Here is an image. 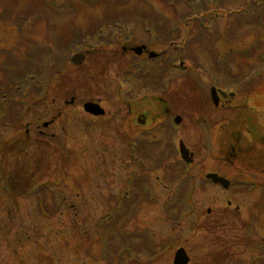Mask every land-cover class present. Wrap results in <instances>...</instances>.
<instances>
[{"label": "rangeland", "instance_id": "1", "mask_svg": "<svg viewBox=\"0 0 264 264\" xmlns=\"http://www.w3.org/2000/svg\"><path fill=\"white\" fill-rule=\"evenodd\" d=\"M34 1L0 0V89L2 81L15 85L21 79L20 107L12 105L11 110L23 109L20 120L3 127L8 140L4 176L10 191L8 201L0 196V264H173L179 247L189 255L188 264H264V165L247 171L237 161L225 160L219 143L224 127L245 106L256 111L264 134V0L257 17L245 12L247 0H209L207 10L201 2L195 9V4H188L187 17L203 19L207 27L201 41L192 37L197 33L190 30L195 20L180 18L184 0L176 5L177 11L165 0H91L63 12L52 8L66 0H47L44 11L37 8L40 2L29 8ZM162 24L174 26L177 34L162 43L153 38L149 42L145 31L161 37ZM77 33L84 35V45L68 46ZM141 43H148L158 58L130 50ZM77 52L85 56L75 65L70 57ZM12 69L21 75L13 79ZM24 71L29 73L23 75ZM211 86L235 94L214 105ZM1 93L0 113L8 107L2 108ZM155 97L166 100L169 117H182L170 141L177 151L182 139L193 152L194 162L187 170L192 175L191 208L171 220L166 204L172 202L177 182H164V167L151 165L152 170L145 171L149 198L142 197L122 230L132 235V248L149 234L150 250L162 253L151 259L125 253L124 261L118 262L106 254V239L118 242L116 228L123 223L111 222L116 230L99 225L128 194L130 179L144 172L128 153L129 141L145 131L158 137L156 131L167 123L164 117L131 131L128 103L137 101L130 106L133 110L155 109ZM85 101L99 102L104 116L91 118L82 109ZM50 120L52 125H41ZM36 121L44 134L52 133L67 145L36 141ZM246 128H240L238 141L248 150L251 136ZM161 137L166 142L169 133L164 130ZM251 144L255 156L264 151V145ZM161 148L148 144L143 149L146 161ZM179 159L177 153L167 163ZM18 167L28 168L32 186L26 190L21 187L26 179L17 177ZM208 172H218L232 184L228 189L209 182L201 185ZM34 188H40L38 195H33ZM50 188L62 195L57 208ZM71 200L75 206L69 208ZM251 213L257 216L253 223Z\"/></svg>", "mask_w": 264, "mask_h": 264}, {"label": "trees", "instance_id": "2", "mask_svg": "<svg viewBox=\"0 0 264 264\" xmlns=\"http://www.w3.org/2000/svg\"><path fill=\"white\" fill-rule=\"evenodd\" d=\"M34 1V0H33ZM85 1V3L90 2L91 0H71V1H67L66 3H64L63 6H57L54 8L53 6V10H55V12H63L66 11L68 8H70L71 6H73L74 4L80 3V2ZM166 2L169 1V3L172 4V6H175V11H177L176 5L180 2V0H165ZM207 1L209 2V0H184V6L181 7V12L183 13V15L181 14L180 18H183L184 20L189 21H194L195 23L193 25V27L190 29L193 33H194V28L197 30L196 35L193 34V38L195 40L199 39V41L203 40V38L205 37L206 34V30L207 27L202 23V20H198L197 17L194 18H189L187 16H189L188 14L191 12L190 8L191 5L187 7L188 4H195L192 6L193 9L197 8L198 4L201 2V7L203 8ZM225 0H219V2H224ZM261 1V2H260ZM41 3L39 6H37V8L42 9V11H44V6L46 5L45 3L47 2V0H35L34 2H32V5L29 6V8L33 7V4H38ZM263 0H247L248 6L245 7V12L246 10L248 12L253 11L255 14V17H257V13H259V9L260 6L262 4ZM48 7V5H47ZM37 8H35L37 10ZM28 11V8H26ZM24 9V10H26ZM39 9V10H40ZM46 9V7H45ZM61 9V10H59ZM187 9V11H186ZM208 8L203 10H207ZM7 11V10H6ZM16 12V11H15ZM20 12V11H17ZM78 12V11H76ZM9 13V12H8ZM11 13V12H10ZM18 17H20V15H22V17L20 18H24V15L21 13H17ZM33 14V13H32ZM39 14V13H38ZM252 15V14H251ZM250 15V16H251ZM19 18V19H20ZM20 20H24V19H20ZM163 26H160L161 28V32L158 34L159 36H150V33L148 31H145V35L149 36L148 37V41L150 42L153 39H155L154 41H158L160 43H162V41H168L173 39V35L177 34L174 29V26L172 28L168 27V24L166 26V24H162ZM152 26V25H151ZM153 27V26H152ZM156 28V26H154ZM164 27V29H163ZM159 28V27H158ZM156 28V29H158ZM94 30V29H93ZM78 32V31H76ZM89 36V33L86 34ZM100 38L102 37L101 35H99ZM201 38V39H200ZM232 38V36H231ZM69 42L67 43L68 46H70L71 43H77L80 44L81 46L84 45V35L77 33L75 35L72 36L71 40H68ZM153 41V42H154ZM248 53V52H246ZM245 53V54H246ZM146 66L143 65L142 68H145ZM139 68L141 69V67L139 66ZM16 69H12L10 70V75L12 77H18V75H21L20 70H18V73L15 72ZM143 71V70H142ZM25 73H29L28 71H24V73H22L23 75ZM10 75H8L7 78H10ZM143 83V82H142ZM152 84L154 86H158L159 83L158 82H152ZM144 86H146L143 83ZM227 128L224 127L225 129V133L222 134L219 143L221 146V150L224 151V149H227L228 151L231 150L232 145L234 146L233 142H234V136L236 133H238L241 129V127H247V130H249V132L252 134L254 141H259V139H261V136L258 132V126L256 123V119L255 116L250 112V110H248L247 108L243 109L238 116L233 120V122L230 124V126H226ZM148 143V138L145 136V138H138L136 140V144H135V150H143ZM161 146V144H160ZM169 148L168 146L165 148L167 149ZM163 148L160 149L159 153L157 155H155L154 159L151 160L152 165H154V167H158L160 165H162V163L164 162L165 159H167L169 157V155H166L167 158L165 157V153L163 152ZM247 152V150H245ZM133 152V150L131 151ZM168 152L173 155V151L171 149H168ZM241 154L240 156H242L243 158H239L240 161V165L246 169V170H251V169H256L255 167H259L260 165H264V154L262 155H257L255 156L253 154V151L251 152H247V153H239ZM238 154V156H239ZM145 156V154H143ZM147 156V155H146ZM148 157V156H147ZM188 168L189 166L181 163V162H175L174 164H169L164 168L165 171V175H164V179L168 180V181H178V188L174 194L173 200L172 202H168L166 204V209L168 212H171V216L173 218H177L182 216L183 214H185L186 212H188L191 208V203H190V185L192 183V175H190L188 173ZM130 187H131V194L129 196V200L127 202H122L121 208L119 210H117L115 213V217L112 220H109L107 222L106 228H110V230H113L114 228V224H112L111 222H116L121 220V227H117L116 230L114 228V230L117 231V233H119L118 236V242H116V240L112 239L111 237H108L106 240H108L110 243L107 244V248H106V254L108 255L110 260H115L118 262H123L125 257L124 254L128 253V255L131 257L133 254H137L139 255H144L147 256L148 258H153L156 257L159 253L162 252H158L157 250H150V242L153 240V238L151 236H147L145 237V239H140V243L135 247L132 248L130 245V238L132 237V235H129L127 233H125L122 230V227L125 223H127V221L131 218V216H133L138 208V203H139V199H140V193H144L147 194L148 189L146 187V184L148 183V179L146 175H136L135 177H133L131 179V181L129 182ZM202 183H205L204 180H202ZM130 203H133L134 205H132L130 207ZM108 233V232H107ZM128 236V237H127ZM144 238V237H143ZM125 243V244H124ZM124 244V245H123ZM162 248L164 249V245H161ZM132 252H134L132 254ZM136 255V256H137ZM132 258V257H131Z\"/></svg>", "mask_w": 264, "mask_h": 264}, {"label": "flooded vegetation", "instance_id": "3", "mask_svg": "<svg viewBox=\"0 0 264 264\" xmlns=\"http://www.w3.org/2000/svg\"><path fill=\"white\" fill-rule=\"evenodd\" d=\"M145 52V51H144ZM158 102V106L156 109H148V108H142V109H135L133 111H131L130 116H131V123L130 125V129L131 130H138V129H142L146 126V124H150L153 121H156L157 119L164 117V115L166 114V109L163 108V105H161V99L157 100ZM11 116H13V119L15 120L16 116L15 114H12ZM7 119V117H6ZM6 119H3L0 123V193L2 195H8V183H6V178L4 176V171L6 169V164H7V159H8V140H7V132L5 131V129H3V127L5 126V121ZM6 123H8V119L6 121ZM53 121L51 120V123L49 125H52ZM48 125V126H49ZM35 139L36 141L40 142V141H46V142H51L52 140H56L55 138L56 136L53 135L52 133H50L49 135L44 134V132L40 129L38 122L35 123ZM26 135H28V130L25 131ZM43 138V139H42ZM54 138V139H52ZM61 144V146H65L67 145V143L65 142V140H58ZM234 150V148H232V151ZM6 163V164H5ZM6 201V200H5ZM4 201V202H5Z\"/></svg>", "mask_w": 264, "mask_h": 264}, {"label": "water", "instance_id": "4", "mask_svg": "<svg viewBox=\"0 0 264 264\" xmlns=\"http://www.w3.org/2000/svg\"><path fill=\"white\" fill-rule=\"evenodd\" d=\"M145 48L144 45H139L133 48V51L136 54H141L142 50ZM149 57H155L156 53L151 51L149 52ZM84 56L81 53H75L71 56L70 60L71 62H73L74 64H79L83 61ZM220 94L225 97L226 94L222 91H219ZM232 95V94H231ZM211 96L212 99L214 101L215 104H217L218 102V98L216 97V90L214 88L211 89ZM83 108L86 112L93 114V115H102L104 114V110L99 106L98 103L92 102V101H87L83 104ZM174 122L175 123H179L181 121V117L180 116H175L174 117ZM44 125H47V123H45ZM179 150H180V155L181 158L186 162V163H190L192 162V154L189 153L188 149L185 147V145L183 144L182 141L179 142ZM206 178L215 182V183H219L221 184L223 187H228L229 186V181L221 176H219L216 173H208L206 175ZM189 261V257L187 256L184 248H178L175 253H174V257H173V264H188Z\"/></svg>", "mask_w": 264, "mask_h": 264}]
</instances>
